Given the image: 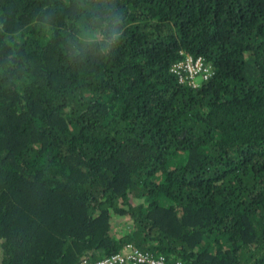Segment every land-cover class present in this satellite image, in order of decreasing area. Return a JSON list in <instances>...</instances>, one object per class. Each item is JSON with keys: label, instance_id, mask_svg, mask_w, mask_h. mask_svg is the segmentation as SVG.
I'll return each mask as SVG.
<instances>
[{"label": "trees", "instance_id": "obj_1", "mask_svg": "<svg viewBox=\"0 0 264 264\" xmlns=\"http://www.w3.org/2000/svg\"><path fill=\"white\" fill-rule=\"evenodd\" d=\"M126 245L264 264V0H0V264Z\"/></svg>", "mask_w": 264, "mask_h": 264}, {"label": "built area", "instance_id": "obj_2", "mask_svg": "<svg viewBox=\"0 0 264 264\" xmlns=\"http://www.w3.org/2000/svg\"><path fill=\"white\" fill-rule=\"evenodd\" d=\"M202 62L199 59L197 62L188 57L186 63H180L173 70L181 69L187 71V76L179 78L180 83L192 80L196 76H201L200 73H206L208 69L202 68ZM208 76H205V78ZM201 78V77H199ZM196 85V84H193ZM79 264H181L180 262L170 263L165 261L163 257H154L152 254L141 252L135 249L132 245H126L123 251L119 254L112 255L95 262L82 260Z\"/></svg>", "mask_w": 264, "mask_h": 264}, {"label": "rangeland", "instance_id": "obj_3", "mask_svg": "<svg viewBox=\"0 0 264 264\" xmlns=\"http://www.w3.org/2000/svg\"><path fill=\"white\" fill-rule=\"evenodd\" d=\"M201 77V78H199ZM204 78V75L202 74L201 76H196L194 77L192 80H188L187 82H189V84H199L201 82V80ZM201 79V80H200ZM125 220H129V219H125ZM119 222V221H114V223ZM129 222H119L117 223L118 225H120V229L123 231H125V224L128 225Z\"/></svg>", "mask_w": 264, "mask_h": 264}]
</instances>
